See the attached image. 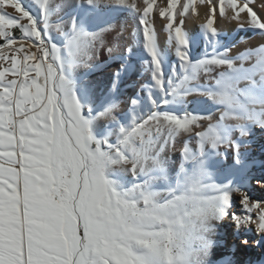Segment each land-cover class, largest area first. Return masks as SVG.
Returning a JSON list of instances; mask_svg holds the SVG:
<instances>
[{
    "label": "snow or ice",
    "instance_id": "6c2138e0",
    "mask_svg": "<svg viewBox=\"0 0 264 264\" xmlns=\"http://www.w3.org/2000/svg\"><path fill=\"white\" fill-rule=\"evenodd\" d=\"M251 2L0 0V264H255L264 42L215 26Z\"/></svg>",
    "mask_w": 264,
    "mask_h": 264
},
{
    "label": "rangeland",
    "instance_id": "374dc122",
    "mask_svg": "<svg viewBox=\"0 0 264 264\" xmlns=\"http://www.w3.org/2000/svg\"><path fill=\"white\" fill-rule=\"evenodd\" d=\"M240 2L243 3V0H240ZM158 3L159 4H166V0H158ZM250 6L253 7L254 10L257 11L258 15H261L262 17H264V0H252ZM206 13H207V11H206ZM229 13L232 15L231 11ZM230 14H228V17L231 16ZM205 15H206V18H207V14H205ZM246 15H247L246 13H242L241 14L242 18H246ZM206 18H205V20H206ZM178 19H179V17H178ZM229 20L230 21H229V30L228 31H227V29L224 30L223 25H222V17L220 15H218L216 17V21H215V26L218 29L224 31L227 34L225 37L222 38L224 40V42H226V43L230 39H232V37H237L238 38L239 36H246L247 40H249L250 38H254L257 35H260V34H253L251 32H249L247 34L244 33V32H240L239 34H237L235 29L237 28L239 22L236 21V20H232V19H229ZM163 23H165V22L161 18H159V17L156 18V26H157L158 31H160V29L162 28ZM187 23H188V18H186V20H185V28H186V30H188L190 32V30H189V28L187 26L188 25ZM164 37H166V33L161 32V38L163 39ZM233 42H235V41H233ZM245 47H247L246 42L245 43H241V44H237V49L242 50ZM104 56H106V53H104L101 56V59H103ZM96 78H97L96 74H90L88 76L89 80H93L94 81V80H96ZM260 142L261 141H258V144ZM254 171H259V167L257 166V168L254 169ZM254 195H260V193L259 192H255ZM233 239H234V237L232 235V230L228 229L227 230V234L223 235V239L221 240V244L225 245V246L226 245H230L233 242ZM223 250L227 251L228 249H227V247H225ZM244 257H245V255L243 254L242 258L244 259Z\"/></svg>",
    "mask_w": 264,
    "mask_h": 264
},
{
    "label": "bare ground",
    "instance_id": "6f19581e",
    "mask_svg": "<svg viewBox=\"0 0 264 264\" xmlns=\"http://www.w3.org/2000/svg\"><path fill=\"white\" fill-rule=\"evenodd\" d=\"M209 5L207 3H198L197 4V10L199 15L197 16H192L190 18H188V28L190 30V33H192L193 35L197 34L199 32V28L198 25L203 23L205 18H206V11L208 10ZM230 12V11H229ZM228 12V14H230ZM228 14L227 17L222 18V25L224 30L227 29V31L229 30V18H228ZM219 15V12H217L216 17ZM231 15V14H230ZM229 15V16H230ZM261 42H264V36L261 35H257L254 38H250L249 40L246 41V45L247 46H258ZM260 143H264V141H261ZM260 143L255 145V158L256 160L259 162L261 160V154H260ZM258 146V147H257ZM255 196H259V195H255ZM264 252V249H260V248H254V249H249L248 252L245 255L244 259L245 261L247 260H252L255 262V264H259L258 261V257H260L261 253Z\"/></svg>",
    "mask_w": 264,
    "mask_h": 264
}]
</instances>
